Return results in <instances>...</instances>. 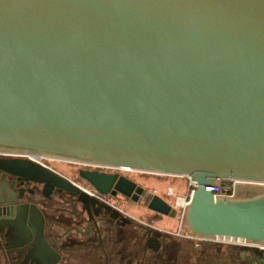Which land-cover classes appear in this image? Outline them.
<instances>
[{"label":"water","instance_id":"1","mask_svg":"<svg viewBox=\"0 0 264 264\" xmlns=\"http://www.w3.org/2000/svg\"><path fill=\"white\" fill-rule=\"evenodd\" d=\"M0 151L30 158L2 171L70 194L89 219L122 214L31 155L187 177L190 235L245 243L264 264V193L207 189L264 185V0H0ZM80 175L178 216L125 175ZM22 199L0 202V264H54L45 214Z\"/></svg>","mask_w":264,"mask_h":264},{"label":"flooded vegetation","instance_id":"2","mask_svg":"<svg viewBox=\"0 0 264 264\" xmlns=\"http://www.w3.org/2000/svg\"><path fill=\"white\" fill-rule=\"evenodd\" d=\"M22 158L28 159L29 157L0 151V163ZM65 161L70 164L81 165L77 170V174L81 180L87 183L88 187H84L61 172L42 163L59 172L82 190L89 192L90 195L96 196L102 202L116 207L123 218L120 217L117 222L108 218L89 219L82 212L81 205L70 194H59L53 191L48 197H45L42 194L41 185L30 181L23 182L21 177L5 173L0 169V202L4 201L5 197L13 198L22 194L23 199L19 200L20 203H35L43 210L46 217L45 235L56 250V255L53 256L54 264H184L185 247L180 244L179 239H183L182 236L155 226L150 216L147 221H144L136 219L129 211L131 205L135 204L146 207L143 201L135 202L130 197L119 193L117 195H102L80 175V171L96 170L107 173L116 172L120 175L124 174L118 171H111L112 168L78 161ZM125 176L135 181L131 177ZM135 182L148 192H151L142 184ZM118 199L126 202L124 208L115 204ZM160 216L162 215H158L157 219ZM89 227L90 233H80L88 230ZM152 229H158L163 233L159 239V245L153 242L149 244L148 242V239L153 236ZM258 251L256 254L262 253L264 258V250ZM189 252L193 251L190 250ZM241 252L240 248L239 258L241 264H257L251 251H246L244 257H242ZM13 262L19 264L20 261L14 260ZM187 262L189 261L187 260Z\"/></svg>","mask_w":264,"mask_h":264},{"label":"rangeland","instance_id":"3","mask_svg":"<svg viewBox=\"0 0 264 264\" xmlns=\"http://www.w3.org/2000/svg\"><path fill=\"white\" fill-rule=\"evenodd\" d=\"M42 162L51 168L61 172L65 176L69 177L70 179L74 180L75 182L83 185L84 187L87 186V183L81 180L77 174V170L81 165H75V164H70L69 162L65 160H59V159H42ZM111 171H118L124 175H127L137 181L139 184H142L143 186L146 187L149 191L153 192L156 191L157 194L160 196H163L169 200V202L173 203L174 197L169 196L167 194L169 188H173L174 193L178 195H184L189 192L188 188V183L189 180L187 177H179V176H173V175H163V174H152V173H147L143 171H137V170H132V171H126L123 169H111ZM219 182V181H218ZM236 196L237 197H247L251 196L254 194H262L264 193V185L263 184H244V183H239L236 186ZM117 205L119 207L124 208L126 205V202L123 200H116ZM139 206L131 205V208L129 211L136 217L140 218L141 220L147 221L149 216L151 217L153 224L157 220L158 215L155 212H152L149 214V212L146 211V209L143 208H137ZM180 214L174 219H171L172 225L167 228L170 231H172L174 234L178 231L180 227ZM157 225V223H156ZM180 230L183 234H188L190 235L192 232L188 228L185 222H181V227ZM180 239V244L185 247V253L186 250L189 249V247H192L193 244H190L189 240L186 239ZM216 247L220 248V251H218V254L216 255ZM240 248L237 245L233 244H212V246L209 248L208 251L204 252L201 254V252H197L195 249H193V252H190V258L186 259L185 258V253H184V264L191 263V264H214L216 261L223 262L228 261L229 259L232 260V264H241L240 258H239V253H240ZM203 249V247H201ZM195 250V251H194ZM201 251V250H200ZM198 254V255H197ZM219 259V260H218ZM189 261L186 263V261Z\"/></svg>","mask_w":264,"mask_h":264},{"label":"built area","instance_id":"4","mask_svg":"<svg viewBox=\"0 0 264 264\" xmlns=\"http://www.w3.org/2000/svg\"><path fill=\"white\" fill-rule=\"evenodd\" d=\"M42 159H46V158H42ZM42 159H40L41 162H42ZM188 180H189V183H188L189 192L187 194H184V195L175 194L173 188H169V190L167 192V194L169 196L174 197V201L172 204L178 210V214H180L181 222L183 221L185 211H186L187 205H188L189 200H190V195L192 193V190L195 188V182H193L189 178H188ZM239 183L240 182H238L236 180H224V181H219V182L216 181L212 186L207 187V189L212 191L216 196L233 197L236 193V191H235L236 186ZM181 222H180V227H181ZM180 227H179L178 231L176 232V234L179 236H182L184 239L193 241L196 248L202 247V245L204 243L233 244V245H237L239 247H243L244 245H246L245 243H242V242H234V241H230V240H226V239H220L218 237L201 238V237H197V236H193V235L183 234L180 230Z\"/></svg>","mask_w":264,"mask_h":264},{"label":"crops","instance_id":"5","mask_svg":"<svg viewBox=\"0 0 264 264\" xmlns=\"http://www.w3.org/2000/svg\"><path fill=\"white\" fill-rule=\"evenodd\" d=\"M136 206H139L137 208H143V209H146L147 212H149V214H151L153 211L147 209L146 207H144L143 205H139V204H136ZM136 219H140L136 216H134ZM171 219H174V218H170V217H166V216H160L159 219H157L155 222H154V225L163 229V230H167V228H169L172 223H171ZM157 223V225H156ZM169 230V229H168Z\"/></svg>","mask_w":264,"mask_h":264},{"label":"trees","instance_id":"6","mask_svg":"<svg viewBox=\"0 0 264 264\" xmlns=\"http://www.w3.org/2000/svg\"><path fill=\"white\" fill-rule=\"evenodd\" d=\"M193 244V246L192 247H189V249H187L186 250V253H185V258L186 259H189L190 258V250H193V249H195L197 252H201V254H203L204 252H207L208 251V247L210 248L211 246H212V244H210V243H204L203 245H202V247H203V249H201V247L200 248H196L195 247V245H194V242L193 241H190V244ZM216 249H217V251H216V255L218 254V251H220V248L219 247H216ZM194 250V251H195ZM201 250V251H200ZM198 255V254H197ZM219 260V259H218ZM232 260H228V261H226V262H223L222 264H232V262H231ZM214 264H221V262H218V261H216Z\"/></svg>","mask_w":264,"mask_h":264},{"label":"bare ground","instance_id":"7","mask_svg":"<svg viewBox=\"0 0 264 264\" xmlns=\"http://www.w3.org/2000/svg\"><path fill=\"white\" fill-rule=\"evenodd\" d=\"M31 157L33 158V159H36V160H40V159H42V157H37V156H33V155H31ZM123 170H126V171H132V169H127V168H122ZM179 177H181V176H179Z\"/></svg>","mask_w":264,"mask_h":264}]
</instances>
